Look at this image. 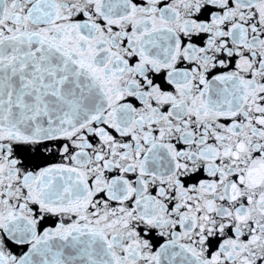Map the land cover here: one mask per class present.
I'll list each match as a JSON object with an SVG mask.
<instances>
[{"label": "snow or ice", "instance_id": "6c2138e0", "mask_svg": "<svg viewBox=\"0 0 264 264\" xmlns=\"http://www.w3.org/2000/svg\"><path fill=\"white\" fill-rule=\"evenodd\" d=\"M0 264H264V0H0Z\"/></svg>", "mask_w": 264, "mask_h": 264}]
</instances>
